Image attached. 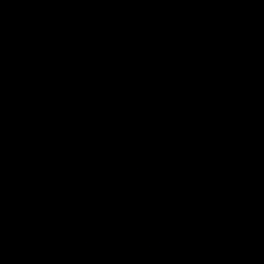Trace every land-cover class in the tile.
<instances>
[{"label": "water", "instance_id": "obj_1", "mask_svg": "<svg viewBox=\"0 0 264 264\" xmlns=\"http://www.w3.org/2000/svg\"><path fill=\"white\" fill-rule=\"evenodd\" d=\"M0 264H264V0H0Z\"/></svg>", "mask_w": 264, "mask_h": 264}]
</instances>
